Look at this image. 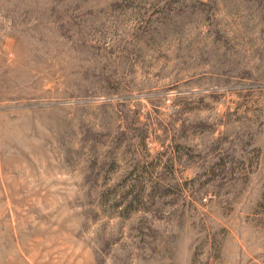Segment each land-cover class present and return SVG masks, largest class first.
<instances>
[{
  "label": "rangeland",
  "instance_id": "1",
  "mask_svg": "<svg viewBox=\"0 0 264 264\" xmlns=\"http://www.w3.org/2000/svg\"><path fill=\"white\" fill-rule=\"evenodd\" d=\"M0 264H264V0H0Z\"/></svg>",
  "mask_w": 264,
  "mask_h": 264
}]
</instances>
